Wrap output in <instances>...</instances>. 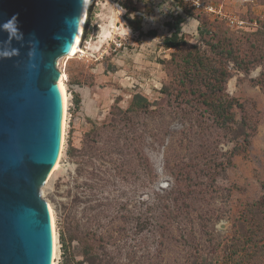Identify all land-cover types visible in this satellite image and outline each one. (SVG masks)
<instances>
[{
    "label": "rangeland",
    "instance_id": "374dc122",
    "mask_svg": "<svg viewBox=\"0 0 264 264\" xmlns=\"http://www.w3.org/2000/svg\"><path fill=\"white\" fill-rule=\"evenodd\" d=\"M176 17L186 45L167 49ZM119 36L134 45L115 52ZM81 47L55 61L64 143L39 188L55 264H264V0H94ZM219 74L237 106L224 128Z\"/></svg>",
    "mask_w": 264,
    "mask_h": 264
},
{
    "label": "water",
    "instance_id": "95a60500",
    "mask_svg": "<svg viewBox=\"0 0 264 264\" xmlns=\"http://www.w3.org/2000/svg\"><path fill=\"white\" fill-rule=\"evenodd\" d=\"M81 5L0 0V264L51 262L39 188L60 154L65 93L55 61L69 52Z\"/></svg>",
    "mask_w": 264,
    "mask_h": 264
},
{
    "label": "trees",
    "instance_id": "16d2710c",
    "mask_svg": "<svg viewBox=\"0 0 264 264\" xmlns=\"http://www.w3.org/2000/svg\"><path fill=\"white\" fill-rule=\"evenodd\" d=\"M94 0H90V4H89V8L87 11V16H86V21H85V25H84V29H83V33H82V40L86 38L87 35V29L88 26L90 24V21L92 20V4H93ZM126 22L128 23V26L130 29L134 30L135 32L138 33V35L141 37L142 36V32H141V27H140V21H132L129 19H126ZM183 23V19L181 17H176L174 22L171 24H167L169 31L171 32L170 36L165 37L162 41V44L165 48L167 49H178L180 47H183L186 45V42L183 38V36L180 34V25ZM201 34V33H200ZM224 74H219L218 76H214L213 77V82H215L216 84L213 85V90L212 95L214 97H216L217 101L216 103L218 104H211L210 105V109L214 110L216 114H218V119L221 118L223 119L222 123L216 122L215 126L217 128H224L227 124H234L232 121V115L230 114V111L234 108L237 107L235 105V102L233 99L229 98L224 91L221 88V83L224 82ZM261 85V84H260ZM78 101V100H76ZM133 102L135 104H137L138 102H144V99L139 97V96H134L133 97ZM225 120H227V122H225ZM241 128H245L246 129V124L245 122H240V124L238 125ZM254 130V129H253ZM250 137V135L245 134V136L242 138L240 144L236 145V147L233 148V151L239 149L242 152L246 151V147L248 146V138ZM243 147V149H242ZM245 147V148H244ZM230 155H233L232 153H230ZM229 164V162H225L224 165L220 164L221 167L226 168V166ZM264 199V196L262 197V201ZM250 206H257V207H261L262 203L261 202H256L255 205H250Z\"/></svg>",
    "mask_w": 264,
    "mask_h": 264
},
{
    "label": "bare ground",
    "instance_id": "6f19581e",
    "mask_svg": "<svg viewBox=\"0 0 264 264\" xmlns=\"http://www.w3.org/2000/svg\"><path fill=\"white\" fill-rule=\"evenodd\" d=\"M90 0H82V5H81V10L79 14V19H78V27H77V32L76 36L74 38V41L69 49L68 56L74 57L77 54H85V51L81 47V42H82V33L86 21V16H87V11L89 8ZM66 56V55H65ZM61 83L64 93H65V109H64V118H63V135H62V144H61V149H60V154L56 163V166L51 170L49 176L46 179V182L49 180L51 175L59 168L60 165V155L62 152V147L64 143V133H65V124H66V116H67V94H66V89L65 86L62 82V79L59 75L58 80L56 81V85ZM48 217H49V223H50V230H51V239H52V255H51V262L50 264H55V258H56V235H55V229H54V218H53V213H52V208L51 206L45 202Z\"/></svg>",
    "mask_w": 264,
    "mask_h": 264
},
{
    "label": "crops",
    "instance_id": "0c3cea01",
    "mask_svg": "<svg viewBox=\"0 0 264 264\" xmlns=\"http://www.w3.org/2000/svg\"><path fill=\"white\" fill-rule=\"evenodd\" d=\"M128 30H129V28H128ZM131 35H132L131 37H134L133 35H135V34L131 33ZM119 37H121V39L127 41L129 43L128 45L130 47L132 45H134V43H133V41H132L131 38H122V36H119ZM139 56H141V55H139ZM73 87L75 88L76 92L79 93V96L78 97H80V102L84 101V99L87 97L86 91L89 90L88 89V86H85L84 83H83V81L81 80L80 83L79 82H75L74 85H73Z\"/></svg>",
    "mask_w": 264,
    "mask_h": 264
},
{
    "label": "built area",
    "instance_id": "2783aa9c",
    "mask_svg": "<svg viewBox=\"0 0 264 264\" xmlns=\"http://www.w3.org/2000/svg\"><path fill=\"white\" fill-rule=\"evenodd\" d=\"M194 6L195 7H197V8H200V6H199V4H194ZM205 10H208V8H204ZM209 11L210 12H212V10L211 9H209ZM121 41H123V42H120V43H118V44H115V48H114V51L115 52H117L118 50H125V51H127L128 49H127V47H130L128 44V42L127 41H125V40H121ZM141 47H143V45H141ZM142 48H140V50H141ZM135 81H133L132 80V83H131V85H135ZM151 85L154 87V88H157V86H159V83H157L156 81H153V80H151Z\"/></svg>",
    "mask_w": 264,
    "mask_h": 264
},
{
    "label": "clouds",
    "instance_id": "9594fccd",
    "mask_svg": "<svg viewBox=\"0 0 264 264\" xmlns=\"http://www.w3.org/2000/svg\"><path fill=\"white\" fill-rule=\"evenodd\" d=\"M11 22L12 23H15V17H13L12 19H11ZM19 33V29H18V27L14 30V32H13V35H16V34H18Z\"/></svg>",
    "mask_w": 264,
    "mask_h": 264
}]
</instances>
